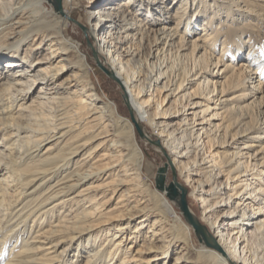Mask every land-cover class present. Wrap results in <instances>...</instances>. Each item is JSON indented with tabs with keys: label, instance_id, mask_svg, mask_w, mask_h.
<instances>
[{
	"label": "bare ground",
	"instance_id": "obj_1",
	"mask_svg": "<svg viewBox=\"0 0 264 264\" xmlns=\"http://www.w3.org/2000/svg\"><path fill=\"white\" fill-rule=\"evenodd\" d=\"M75 1L0 0V264H264V81L211 28L247 0Z\"/></svg>",
	"mask_w": 264,
	"mask_h": 264
},
{
	"label": "rangeland",
	"instance_id": "obj_2",
	"mask_svg": "<svg viewBox=\"0 0 264 264\" xmlns=\"http://www.w3.org/2000/svg\"><path fill=\"white\" fill-rule=\"evenodd\" d=\"M83 2H85V0H82L80 2H78V0L75 1L76 14H78V12H81L83 8L82 6ZM247 2H248L247 6L251 10H253L252 14L247 15L248 17H252L251 19L252 23H250L247 26H244L242 24L244 23V21H241V19L238 18V16L236 18L233 16V13L236 12V11H233V12H230L229 15L218 14V16L214 19L215 25H213L211 28L217 25L224 27L222 25L223 23H226L227 26H232L233 29L231 30H225L224 28L223 31H221V34L228 36L230 38V40H228V47L226 49V54H228L229 57L231 56L234 57L236 62L242 61L244 59L250 60L251 67H255L257 69V71L260 74V77L264 81V0H258V1L247 0ZM209 7L210 5H205V8L208 9ZM231 7L233 6L231 5ZM208 13L210 14L209 11H207V14ZM201 18L202 17H199L196 22L193 21L191 23V26L194 24V34H199L203 31L201 28L202 27L201 22L203 19ZM69 31L77 35L79 38V41H83L84 45L86 46V49H88V51L90 52L91 61L94 64L97 63V61L93 58L92 49L90 48V38H88L86 34L75 25L73 26L71 25L69 28ZM235 35L239 36V38L241 37V40H243L244 42H245V39L247 38L249 39V41H246V43H242V46L239 48L237 42H235L237 40L235 39L236 38ZM233 36H235V38ZM220 47H221V42L220 40H217L214 46V49L217 51L213 52L211 50V52H213L214 54H218L220 51L219 50ZM85 53L88 56L87 51H85ZM191 56H192V53H191ZM191 60H192V57L190 58V55H189V57L185 61L186 67H189L191 65L190 64ZM206 61H209L208 57L204 59V62ZM98 80H99V85L101 86L102 93L113 98L117 103L120 104L121 108L123 109V112L126 113V106H125L126 104L122 97L120 88L111 79H109L108 77L104 75L98 76ZM263 94H264V90H263ZM263 104H264V95H263L261 102L252 104L248 107H244L241 110L242 113L250 114L251 116L250 124L251 125H253L254 122H257V120L261 118L262 111H261L260 106ZM141 144H143L142 147L145 150L147 158L151 162V164L155 166V169L158 170L159 168L164 167V155L162 152L158 150V148L154 145V143H152L150 139H145V140L142 139ZM170 181H172V177H170L169 182Z\"/></svg>",
	"mask_w": 264,
	"mask_h": 264
},
{
	"label": "water",
	"instance_id": "obj_3",
	"mask_svg": "<svg viewBox=\"0 0 264 264\" xmlns=\"http://www.w3.org/2000/svg\"><path fill=\"white\" fill-rule=\"evenodd\" d=\"M161 169H163V168H161ZM181 202H182V204L184 205V200H183V199H182V201H181Z\"/></svg>",
	"mask_w": 264,
	"mask_h": 264
}]
</instances>
